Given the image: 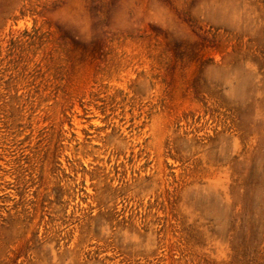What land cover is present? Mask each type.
<instances>
[{"label":"rangeland","instance_id":"1","mask_svg":"<svg viewBox=\"0 0 264 264\" xmlns=\"http://www.w3.org/2000/svg\"><path fill=\"white\" fill-rule=\"evenodd\" d=\"M0 264H264V0H0Z\"/></svg>","mask_w":264,"mask_h":264}]
</instances>
